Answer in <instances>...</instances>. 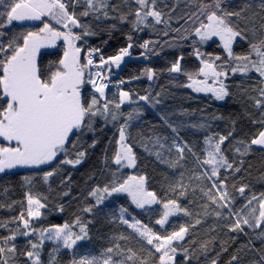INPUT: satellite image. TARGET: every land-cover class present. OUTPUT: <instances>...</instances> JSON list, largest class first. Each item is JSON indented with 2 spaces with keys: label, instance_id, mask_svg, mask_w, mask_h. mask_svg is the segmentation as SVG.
Segmentation results:
<instances>
[{
  "label": "snow or ice",
  "instance_id": "1",
  "mask_svg": "<svg viewBox=\"0 0 264 264\" xmlns=\"http://www.w3.org/2000/svg\"><path fill=\"white\" fill-rule=\"evenodd\" d=\"M135 4L134 10L127 13L119 11L116 5H110L109 0H0V29H6L14 21H40L42 27L36 31H27L20 36L13 37L7 44L0 42V174H4L17 168L41 169L47 166L50 170L45 171L43 180L48 182L49 178L56 175L63 165L73 167L81 164L85 157V151L81 149V138L86 132H95L94 124L97 118H102L105 124L116 123L123 118L119 125L118 150L112 157V162L118 170L124 167L135 168L137 157L132 144L128 143L126 135L131 126L130 121L138 118L140 110L132 109L124 113L123 106L138 101L151 103L150 93L138 96L133 100L134 93L125 91L119 87L126 83L118 81L114 85L118 90V98L108 97L107 90L111 80L105 73H111L113 66L119 68L125 57L131 56L130 49L134 47L132 36L127 37L128 44L121 48L116 55L105 58L99 47H85L88 36L96 35L91 26L82 23V17L92 16L95 21L119 19L121 23H131L132 31H142L152 25L167 24L164 13L157 8V0H130ZM129 3V0H124ZM224 0H210L201 3L198 9L199 15L193 13L189 20H193L196 26L187 35H181L179 39L188 40L193 37V55L199 61L196 71H186L182 68L183 55L177 57L167 68L170 74H183L187 83L181 85L191 89L195 93L211 94L215 100L223 101L229 96L228 85L225 81L231 75L241 74L249 76L255 74L256 82L251 91L256 95H249L248 99L253 106L261 110V119L253 121L261 124V130L250 140V143L237 141L235 152L241 156L246 155L252 145L264 149V33L259 37L253 32L254 39L248 43V51L236 54L233 50L234 41L237 38L248 40L244 30L238 24L233 23V17L239 20L245 19L243 15L250 5H245L239 11H228L223 7ZM264 9V0L260 4ZM82 8L77 13L76 9ZM109 8L118 12V17L110 16ZM129 16L133 19L129 21ZM203 17V19H201ZM264 19V18H262ZM249 22L251 20L249 19ZM187 23V21H186ZM113 29L115 25L111 26ZM264 29V23L261 24ZM79 30V31H77ZM180 33L181 29H174ZM4 35L0 31V37ZM167 36L168 32L165 31ZM218 41L225 56L207 54L201 52L200 45L210 41ZM64 45L63 54L58 61L51 63L46 69L39 62L41 49L56 48L57 42ZM153 41L145 40L139 45L145 51L142 56H147L153 49ZM167 43V42H166ZM171 46V45H170ZM97 54L98 61L97 62ZM158 55L159 53H154ZM95 69V70H94ZM152 81L156 72L152 68H146L141 73ZM86 86L88 89L86 90ZM248 90L245 89V92ZM159 95V93L157 94ZM159 103V100H156ZM218 118V117H214ZM167 123V121H165ZM173 132L176 128L172 127ZM194 127L204 128L203 124ZM232 136L228 135H206L204 144V156L201 158L187 142L173 138L168 151L175 152L174 159H166L160 151L155 152L156 159L172 169H184L185 152L192 155L195 160V168L188 179L201 182L198 190L206 203L200 205L205 216L209 210L216 218L230 221L225 226L230 232H243L244 227L259 230L258 237L264 239V193L259 196L252 195L246 199V203L240 208L235 207L236 197L228 191L227 176H221V170L225 172H240L241 167L235 166L225 155L222 145ZM93 140L91 147H95ZM156 145L163 148L160 138L157 137ZM145 151H150L145 146ZM242 161L240 164L242 165ZM195 169H202L196 172ZM114 178L102 187L96 185L89 196L95 198V205H102L106 199L113 195L126 194L131 203L138 209L149 208L152 205H161L159 218L155 224L165 228L169 218L183 213L191 216L187 207H183L179 198L162 199L154 191L145 187L146 177L144 175H128L125 179ZM180 179L175 184L169 185V191L177 193L179 197H185L187 186L183 180L185 172H179ZM25 184H31V177H24ZM207 181L208 183H203ZM235 188L236 186L233 185ZM248 185H241L236 191L244 196ZM197 189L194 188L193 192ZM67 195V193H65ZM26 209L22 210L17 217H13L7 223H0V227L7 228L9 223L18 226L8 236L0 237V264H10L17 253V246L13 243L17 236L28 237V250L22 254L26 256L30 264H42L41 249L45 241L57 242L59 250L62 245L64 249H73L79 241L88 239L87 227L79 217L72 223L50 225L44 228H36L33 221L42 217L41 209L47 207L42 202L46 197L26 192ZM255 202V206H253ZM3 207V205H0ZM11 207V205H9ZM63 209L61 208V211ZM91 213L93 206L83 209ZM127 209L120 208V221L132 229L138 237L151 246L148 256L151 261L141 255L144 251L133 250L131 247L123 249L119 243L107 247L98 256L82 255L73 259L71 264H176L177 255L182 254L185 264H190L193 256L189 249L183 246L189 227L179 225L178 230L165 231L163 234L153 230L148 224L132 217V222L125 218ZM199 215V214H198ZM201 220L196 219L195 224ZM79 227V232L74 231ZM194 226V225H192ZM35 236L33 240L31 237ZM119 239L126 240L128 237L121 235ZM194 243V241H193ZM201 249H207V242L201 244ZM226 251V249H224ZM238 260L233 255L232 261ZM50 264H54L53 261ZM210 264H217L212 259ZM252 264H264V253Z\"/></svg>",
  "mask_w": 264,
  "mask_h": 264
},
{
  "label": "trees",
  "instance_id": "2",
  "mask_svg": "<svg viewBox=\"0 0 264 264\" xmlns=\"http://www.w3.org/2000/svg\"><path fill=\"white\" fill-rule=\"evenodd\" d=\"M202 2L208 3L210 0H157V8L164 13V19L168 23L152 25L142 31H132L131 23H121L118 18L101 19L100 21H95L92 16L81 18L82 23L89 24L96 33V35L85 38V47H99L105 58L116 55L121 48L126 47L127 37L132 36L134 47L130 49V52L133 59L125 64L119 74L113 70L105 74L109 77L112 75L110 77L112 83L117 84L120 80L126 81L121 88L134 93L133 100H137L138 96L149 93L151 95V103L138 101V103L122 108L124 113L131 112L134 108L140 110L138 118L130 121L131 126L126 133L128 143L132 144L137 157L136 167L118 170L112 162V157L118 150V128L123 123V118L116 123L107 124L102 118H97L94 124L95 132H86L81 138V149L86 153L81 164L75 167L63 165L56 175L49 178L47 183L43 180L44 172L50 170L47 166H42L41 169L20 168L0 177V205H3L0 207V223H7L26 209L25 194L31 191L33 194L46 197L42 202L47 205L46 208L41 209L42 217L32 222L33 226L44 228L64 222L72 223L79 217L86 225L88 232L87 242L79 246V251L84 255L98 256L107 247L119 243L123 249L131 247L133 250L140 251L143 247L144 251L141 255L151 261V257L148 256V249L151 246L146 245L145 241L120 221V208L123 207L128 210L125 218L130 222H132V217H135L162 234L165 231L178 230L181 224L191 226L189 234L182 242L193 256L190 264H210L212 259H216L217 264H229L233 255L238 256V260L232 261V264H252L253 261L259 259L260 254L264 253V239L258 237L259 230L254 231L244 227L243 232H230L225 226L230 221L216 218L211 209L209 215L203 214L200 205L206 203V200L202 198L198 190L201 182L188 179L195 168L192 155L185 152L184 169L169 168L155 157V152L160 151L166 159L175 158V152L168 151L174 137L179 141L187 142L196 152L199 147L205 149L206 135H227L228 127L252 134H257L261 130V124L253 122L261 119V110L256 109L253 102L248 99L249 95H256L251 91L256 82L254 73L249 74L251 79L241 74H230L225 82L230 94L224 102L220 103L211 96H197L192 93L191 89L182 87L181 85L188 82L185 75L167 72L171 63L181 55L184 57L181 62L182 68L189 72L198 70L199 61L192 54L194 38L189 36L188 40H181L179 37L187 35L196 26L193 24L195 17L193 20H189V17L193 13L199 15L198 9ZM261 2L262 0H224L222 6L228 11H239L246 4L250 5L243 14L245 19L237 21L235 17L232 18L233 23L238 24L248 37V40L238 38L233 48L236 54L248 51V43L254 39V31L257 37L264 33V29H261V24L264 23L262 19L264 9L260 7ZM109 4L118 6L119 11L123 13L129 12L130 9L134 10L136 7L130 0L127 4L124 0H109ZM81 10L82 8L76 9L77 13ZM0 11H3V8H0ZM109 14L113 17L119 15L111 8H109ZM128 19L131 21L133 17L129 16ZM112 25H115L114 29ZM39 27H42V23L33 26L14 25L0 29L4 32V35L0 37V42L7 44L13 37L20 36L27 31H36ZM177 28L181 29L180 33L174 31ZM185 29L188 32H185ZM165 31L168 32L167 36L164 35ZM145 40L157 42L150 45L153 51L149 52L146 57L141 55L145 50L139 47ZM63 48L64 45L61 43L55 50L41 53L39 56L41 66L46 69L51 63L58 61L63 54ZM200 50L206 56L207 54L225 56L223 49L216 41L200 45ZM146 68H152L156 72L152 81L141 75ZM87 89L88 86H86ZM245 89L248 91L245 92ZM114 93L118 98L117 90L108 89L110 99L113 98ZM156 100H159V103H156ZM214 117L218 118L214 119ZM168 124L176 128V132H173ZM199 124L206 127H194ZM157 137L164 145L163 148L155 144ZM93 140L96 141L95 147L90 146ZM237 141L241 140L233 136L229 137L222 145V149L228 159L235 162V166L241 167V171L234 173L231 170L225 172L222 169L221 176L228 177V191L236 197L235 207L238 209L246 203L245 197L251 198L254 194L259 196L264 193V150L252 145L249 152L241 156L234 150ZM145 146L150 151H145ZM180 171L185 172L183 180L187 186L185 197H179L178 192L169 191V185L175 184L180 179ZM195 171L198 173L202 169H195ZM113 174L119 180L125 179L128 175H144L147 190L156 192L157 196L162 199L179 198L181 205L187 207L192 215L185 216L179 213L162 229L155 224V220L159 218L161 205L138 209L131 203L129 197L113 195L102 205L94 206L95 198L89 196V192L96 185L102 187L109 183L114 178ZM24 177H31V184H25ZM233 185L236 187L234 188ZM241 185H248L244 196L236 191V188ZM194 188L197 189L195 192H193ZM89 206H93L91 213L83 210ZM196 219H200L201 223L195 224ZM17 226L16 223H9L7 228L0 227V237L10 235ZM121 235L128 239H119ZM28 239V237L17 236L13 242L17 246V253L14 260H10V264H30L26 256L22 254L29 248ZM31 239L35 240L36 237L33 236ZM206 242L207 249L202 250L200 246ZM57 247L56 242H44L41 249L42 264H50L53 258L54 264H71L74 258L77 259L75 252L64 249L62 245L59 246L58 251H54ZM176 264H185L182 254L177 255Z\"/></svg>",
  "mask_w": 264,
  "mask_h": 264
},
{
  "label": "rangeland",
  "instance_id": "3",
  "mask_svg": "<svg viewBox=\"0 0 264 264\" xmlns=\"http://www.w3.org/2000/svg\"><path fill=\"white\" fill-rule=\"evenodd\" d=\"M41 22L40 21H14L13 22V24L11 25V26H14V25H39ZM11 26H9V27H11ZM237 40H238V38H237ZM237 40L236 41H234V44H233V48H234V46H235V44H236V42H237ZM215 41V40H214ZM210 42H213V41H210ZM210 42H208V43H210ZM216 42H218V41H216ZM62 42H57V47H58V45L59 44H61ZM219 43V42H218ZM63 44V43H62ZM56 47V48H57ZM56 48H47V49H41V53H43L44 51H53V50H55ZM222 48V47H221ZM133 58H132V56H129V57H125L124 58V61L121 63V65H120V67L117 69V68H115V66H113V71L114 72H117L118 74L121 72V70L123 69V67L125 66V64L128 62L129 63V61H131ZM112 76V75H111ZM110 76V77H111ZM226 82V81H225ZM107 93H108V90H107ZM192 93H195V92H193L192 91ZM195 95H197V96H211V97H213L211 94H204V93H195ZM214 98V97H213ZM226 99V98H225ZM225 99L223 100V101H218V102H220V103H222V102H224L225 101ZM0 103H2V101H0ZM128 105H131V104H128V103H126L125 105H124V107L125 106H128ZM229 132H232V136L235 138V139H237V140H242V141H245V142H250V140L256 135V134H252V133H249V132H247L246 133V131H242V130H240V129H236V128H229L228 127V129H227V135H228V133ZM254 147H256V148H258V149H261V150H264V149H262L260 146H256V145H253ZM196 152L198 153V155H200L201 156V158H203V156H204V148L203 147H199L197 150H196ZM124 168H126V169H132V168H128V167H124ZM118 195H120V196H126V194H118ZM136 207V206H135ZM148 207V206H147ZM178 215V214H177ZM176 215V216H177ZM175 216H173V217H170L169 218V222L171 221V219H173ZM169 224V223H168ZM167 224V225H168ZM166 225V226H167ZM165 226V227H166ZM76 232H79V227H77L76 228V230H75ZM88 240V239H87ZM87 240H84V241H79L78 243H77V245L73 248V249H71L70 251H73V252H75L76 253V258L78 259L80 256H82V255H84V254H82L80 251H79V246H81V245H83V244H85L86 242H87ZM52 242H54V241H52ZM57 243V242H56Z\"/></svg>",
  "mask_w": 264,
  "mask_h": 264
},
{
  "label": "built area",
  "instance_id": "4",
  "mask_svg": "<svg viewBox=\"0 0 264 264\" xmlns=\"http://www.w3.org/2000/svg\"><path fill=\"white\" fill-rule=\"evenodd\" d=\"M98 56H99V54H97V60H98ZM114 85H116V84L111 82L109 89L110 90H117V88ZM123 86L124 85H119L120 88L123 87Z\"/></svg>",
  "mask_w": 264,
  "mask_h": 264
},
{
  "label": "flooded vegetation",
  "instance_id": "5",
  "mask_svg": "<svg viewBox=\"0 0 264 264\" xmlns=\"http://www.w3.org/2000/svg\"><path fill=\"white\" fill-rule=\"evenodd\" d=\"M17 169H20V168H17ZM17 169L11 170V171H9V172L16 171ZM9 172H6V173H8V174H9ZM6 173H4V174H6ZM4 174H0V177H2Z\"/></svg>",
  "mask_w": 264,
  "mask_h": 264
}]
</instances>
